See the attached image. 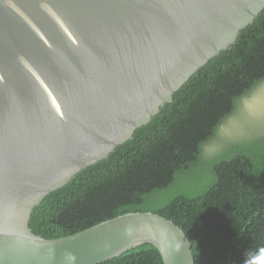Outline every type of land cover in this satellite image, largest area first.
<instances>
[{"label": "water", "instance_id": "95a60500", "mask_svg": "<svg viewBox=\"0 0 264 264\" xmlns=\"http://www.w3.org/2000/svg\"><path fill=\"white\" fill-rule=\"evenodd\" d=\"M264 0H0V264H100L141 245L195 264L174 222L127 213L72 236L29 228L34 207L107 158Z\"/></svg>", "mask_w": 264, "mask_h": 264}, {"label": "trees", "instance_id": "16d2710c", "mask_svg": "<svg viewBox=\"0 0 264 264\" xmlns=\"http://www.w3.org/2000/svg\"><path fill=\"white\" fill-rule=\"evenodd\" d=\"M259 77L264 10L130 140L48 194L34 207L29 228L57 239L127 213H152L182 229L195 264H244L264 247V124L246 121L236 108ZM222 124L228 137L203 156L198 144ZM100 264L163 261L144 244Z\"/></svg>", "mask_w": 264, "mask_h": 264}, {"label": "clouds", "instance_id": "9594fccd", "mask_svg": "<svg viewBox=\"0 0 264 264\" xmlns=\"http://www.w3.org/2000/svg\"><path fill=\"white\" fill-rule=\"evenodd\" d=\"M239 104L236 108L238 115L242 116L246 121L255 124H264V77H259L252 81L243 94L239 97ZM243 132V129H241ZM219 130L214 136L201 141L198 144V151L203 155H212L218 151L220 145L218 143ZM244 264H264V247L257 250L255 254L248 253V258Z\"/></svg>", "mask_w": 264, "mask_h": 264}, {"label": "rangeland", "instance_id": "374dc122", "mask_svg": "<svg viewBox=\"0 0 264 264\" xmlns=\"http://www.w3.org/2000/svg\"><path fill=\"white\" fill-rule=\"evenodd\" d=\"M219 132H220V135H219V138H218V143H219V145L221 144V141L225 138V137H228V136H226L225 135V133L223 132L224 130H226V126H225V124H222L220 127H219ZM220 148V147H219ZM219 150V149H218ZM217 151H215L214 153H216ZM213 153V154H214ZM203 156H206V155H203Z\"/></svg>", "mask_w": 264, "mask_h": 264}]
</instances>
